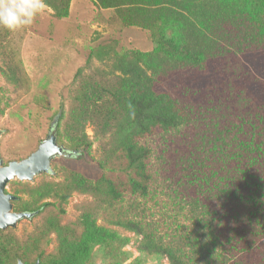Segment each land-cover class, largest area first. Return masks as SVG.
<instances>
[{"label": "trees", "instance_id": "obj_1", "mask_svg": "<svg viewBox=\"0 0 264 264\" xmlns=\"http://www.w3.org/2000/svg\"><path fill=\"white\" fill-rule=\"evenodd\" d=\"M95 2L146 29L156 51H92L109 71L79 82L63 135L81 158L92 125L107 172L91 182L66 170L28 188L31 203L15 190V211L45 216L43 229L25 241L0 229V264H89L93 245L125 243L101 213L170 264H264V0ZM70 3L45 0L58 19ZM76 193L93 201L64 225Z\"/></svg>", "mask_w": 264, "mask_h": 264}, {"label": "rangeland", "instance_id": "obj_2", "mask_svg": "<svg viewBox=\"0 0 264 264\" xmlns=\"http://www.w3.org/2000/svg\"><path fill=\"white\" fill-rule=\"evenodd\" d=\"M102 47L116 53L156 51L146 29L126 26L119 11L102 9L95 0H71L69 16L63 19L56 18L47 6L29 26L15 32L0 28V156L4 164L27 158L49 134H56L57 125L63 145L68 146L63 130L79 82L83 78L98 79L109 71L108 61L91 55ZM86 134L93 145L83 157H56L52 167L57 175L42 174L33 183L12 181L6 191L14 194L19 190L24 201L31 203L28 188L47 181L60 182L66 170L97 181L107 172L99 165L106 139L98 138L92 125L87 126ZM92 201L90 196L74 194L63 206L62 223L76 222L81 206ZM44 219L40 215L21 220L16 228L9 229L13 231L10 238H38ZM97 224L125 243L93 245L89 264H170L166 258L142 252L135 233L110 225L102 213ZM46 240L45 254L55 255L57 236L52 234Z\"/></svg>", "mask_w": 264, "mask_h": 264}, {"label": "water", "instance_id": "obj_3", "mask_svg": "<svg viewBox=\"0 0 264 264\" xmlns=\"http://www.w3.org/2000/svg\"><path fill=\"white\" fill-rule=\"evenodd\" d=\"M77 153V151H69L65 145L58 143L56 134H49L27 158L4 164L0 156V229L3 231L14 229L21 220L31 219L36 214L15 211L16 197L6 191L10 182L33 183L34 179L42 174L55 176L57 173L52 167V161L59 156L70 158ZM17 264L25 263L18 260ZM34 264H41V262L37 260Z\"/></svg>", "mask_w": 264, "mask_h": 264}, {"label": "clouds", "instance_id": "obj_4", "mask_svg": "<svg viewBox=\"0 0 264 264\" xmlns=\"http://www.w3.org/2000/svg\"><path fill=\"white\" fill-rule=\"evenodd\" d=\"M46 8L45 0H0V28L15 32L29 26Z\"/></svg>", "mask_w": 264, "mask_h": 264}]
</instances>
